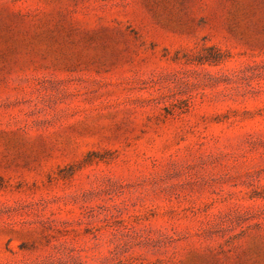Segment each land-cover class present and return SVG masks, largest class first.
<instances>
[{"label":"rangeland","instance_id":"obj_1","mask_svg":"<svg viewBox=\"0 0 264 264\" xmlns=\"http://www.w3.org/2000/svg\"><path fill=\"white\" fill-rule=\"evenodd\" d=\"M0 264H264V0H0Z\"/></svg>","mask_w":264,"mask_h":264}]
</instances>
